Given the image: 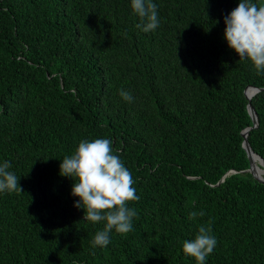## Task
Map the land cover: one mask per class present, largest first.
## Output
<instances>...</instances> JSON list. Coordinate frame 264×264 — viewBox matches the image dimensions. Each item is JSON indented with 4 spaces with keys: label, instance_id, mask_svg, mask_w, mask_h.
I'll return each instance as SVG.
<instances>
[{
    "label": "trees",
    "instance_id": "trees-1",
    "mask_svg": "<svg viewBox=\"0 0 264 264\" xmlns=\"http://www.w3.org/2000/svg\"><path fill=\"white\" fill-rule=\"evenodd\" d=\"M153 2L160 24L145 33L131 0H0V164L22 188L0 193V264H197L182 246L201 224L217 240L205 264H264V185L242 173L244 92L264 74L224 38L240 0ZM250 102L264 159V91ZM96 138L139 200L133 230L93 248L104 222L84 220L59 165Z\"/></svg>",
    "mask_w": 264,
    "mask_h": 264
},
{
    "label": "clouds",
    "instance_id": "clouds-1",
    "mask_svg": "<svg viewBox=\"0 0 264 264\" xmlns=\"http://www.w3.org/2000/svg\"><path fill=\"white\" fill-rule=\"evenodd\" d=\"M131 9L140 18L136 24L143 32H154L159 24L157 4L153 0H131ZM224 38L228 46L239 56L249 61L255 70L264 74V3L240 0L238 6L224 17ZM120 96L128 102L131 93L120 90ZM60 175L72 178V195L80 199L74 204L84 209V220L96 224L104 222L91 242L92 247H105L110 243V233L127 234L133 230L132 220L136 211L128 202L138 201L134 180L120 157L114 154L112 142L107 138L82 140L74 154L61 160ZM11 163L0 164V193L22 192ZM204 212L193 211L189 219L204 216ZM210 224H201L192 240L183 242V252L193 257L197 264H205L216 247L217 240L211 235Z\"/></svg>",
    "mask_w": 264,
    "mask_h": 264
},
{
    "label": "water",
    "instance_id": "water-1",
    "mask_svg": "<svg viewBox=\"0 0 264 264\" xmlns=\"http://www.w3.org/2000/svg\"><path fill=\"white\" fill-rule=\"evenodd\" d=\"M249 88H252V89L254 90V95H256L258 92L264 91V89H259V88H256V87H254V86H249L247 89H249ZM247 89L245 90L244 93H245L246 98H247L248 101H249V104H248V107H247V108H248V113H249V115H250V117H251V119H252L253 126H252V127H249V128H246V129L243 131V133H242V135H243V137H244L243 148H244L245 152L247 153V155H248V159H249V162H250V167H249V169L243 171L242 173L250 174V175L252 176V178H253L256 182H258V183L264 185V176H259V175L256 173V168H257V167H260V168L264 169V159H263L261 156L257 155V154L252 150V148H251V146H250V144H249V141H248V135H249V132H250L252 129L258 127V117H257V113H256L254 107L252 106V104H251V102H250V100L252 99V97H248L247 94H246ZM254 156H256V157L259 159L258 163H256V161L254 160ZM234 173H235V171L230 172V173H228L227 175H225V176L223 177V179L221 180V182H220L218 185H220L221 183H223V182L227 179V177H229L231 174H234Z\"/></svg>",
    "mask_w": 264,
    "mask_h": 264
},
{
    "label": "bare ground",
    "instance_id": "bare-ground-1",
    "mask_svg": "<svg viewBox=\"0 0 264 264\" xmlns=\"http://www.w3.org/2000/svg\"><path fill=\"white\" fill-rule=\"evenodd\" d=\"M246 94L248 97H253L254 96V90L252 88H249V89H247ZM254 160L256 161V163H258V161H259V159L256 156H254ZM256 173L259 176H264V169L257 167Z\"/></svg>",
    "mask_w": 264,
    "mask_h": 264
}]
</instances>
